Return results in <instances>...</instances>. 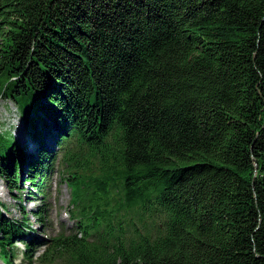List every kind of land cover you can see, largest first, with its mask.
Here are the masks:
<instances>
[{
	"label": "trees",
	"instance_id": "obj_1",
	"mask_svg": "<svg viewBox=\"0 0 264 264\" xmlns=\"http://www.w3.org/2000/svg\"><path fill=\"white\" fill-rule=\"evenodd\" d=\"M0 100L36 146L0 134L8 191H70L38 264H264V0H0Z\"/></svg>",
	"mask_w": 264,
	"mask_h": 264
},
{
	"label": "rangeland",
	"instance_id": "obj_2",
	"mask_svg": "<svg viewBox=\"0 0 264 264\" xmlns=\"http://www.w3.org/2000/svg\"><path fill=\"white\" fill-rule=\"evenodd\" d=\"M20 123L16 107L7 100H0V134L4 137L9 134L19 144L24 157L32 160L36 154V146L30 141L28 131H24V127L22 128ZM45 148L47 150L51 149L52 153L55 152L54 145L51 143L46 144ZM25 176L26 169L20 165V178ZM61 177H63L61 167L58 165L57 160H55L47 170L46 181L44 180L45 188L41 189L44 192L43 195H40L38 193L39 190L37 191L33 185L20 180L16 185L18 190L9 192L4 181L0 178L1 214L5 218L13 219L14 221H19L21 214H24L27 219L25 224L29 226L28 235L19 240L18 238L10 240L13 243L9 247V252L11 251L12 254L10 257L12 264H28V261L21 259V257H23L24 243H27L30 237L34 238L35 245L32 246L29 264H38V256L42 253L43 249L37 247L57 233H67L73 228L74 219L70 217L69 213V209H72L69 207L70 191L64 182H62ZM35 181L37 182V179ZM36 208H39L42 212L39 221L35 220L31 215V212ZM138 226L141 228L140 225ZM76 235L79 237V233H76ZM0 264H5V260L1 257ZM48 264H66V261L64 258L53 259L52 263Z\"/></svg>",
	"mask_w": 264,
	"mask_h": 264
},
{
	"label": "bare ground",
	"instance_id": "obj_3",
	"mask_svg": "<svg viewBox=\"0 0 264 264\" xmlns=\"http://www.w3.org/2000/svg\"><path fill=\"white\" fill-rule=\"evenodd\" d=\"M24 134V133H23ZM25 135V134H24Z\"/></svg>",
	"mask_w": 264,
	"mask_h": 264
}]
</instances>
